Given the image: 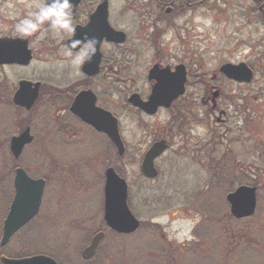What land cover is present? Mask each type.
Segmentation results:
<instances>
[{
    "label": "rangeland",
    "instance_id": "rangeland-1",
    "mask_svg": "<svg viewBox=\"0 0 264 264\" xmlns=\"http://www.w3.org/2000/svg\"><path fill=\"white\" fill-rule=\"evenodd\" d=\"M40 2L2 0V7L10 13H27L33 10L30 5ZM260 6L254 0H205L194 5L192 12L181 21L187 30V33L184 30L181 32L185 33L184 41L191 46L189 58L198 61L191 70L193 82L187 98L190 100L192 97L194 106L181 109V121L185 122L183 136L170 139V151L156 161L160 170L157 180H146L142 176L140 161L155 138L168 135V129L171 131L168 123L172 114L164 111L148 118L135 109L122 107L118 95L112 96L110 107L120 119L122 134L129 148L127 164L120 168L130 185L132 211L144 226L123 240L108 235L100 245L98 256L87 264H240V252L246 247H256L262 255L260 264H264V22ZM112 8L113 25L120 30L130 26L127 30L132 35L131 27L136 28L138 23L134 14L125 8L123 0H112ZM42 31L51 39L57 37L47 25ZM173 38L175 32H169L165 39L163 37L168 47L174 44L181 47L179 40L172 43ZM54 41L53 48L59 42L58 37ZM161 52L171 57L164 63L175 65V55L172 56L168 48ZM228 62L247 63L254 69L255 79L251 84L242 85L223 79L214 82L223 87L218 102L222 105L221 109L227 110L231 116L230 124L228 121L225 127H221L217 122L221 116L219 111L213 116L209 108L201 103V95L205 96L213 75L218 74L221 65ZM64 65L56 59L46 64L35 62L28 70H17V78L38 80L63 77ZM145 68L140 70L142 77L137 78L140 83L136 87L147 81L143 74ZM117 88L126 90L122 86ZM121 94L126 96L124 92ZM40 105L32 114H24L23 117L16 114V119H9L11 127H1L5 144L0 152L1 213L9 197V167L12 163L6 139L10 134L23 130L30 118L40 123L32 127L34 134L41 139L45 127L48 129L51 123L39 118ZM186 113H191L192 118L187 119ZM227 151L236 158V164H232L236 170L247 171L248 168L243 183L234 181L235 173L225 162L219 163ZM51 157H56L54 150L47 152L35 145L24 151L18 165L34 174L48 172L59 176L53 174L57 173V162L54 161V165L51 163V169L42 163V159ZM79 157L85 156L81 154ZM86 158L87 164L79 175L82 179L79 188L83 186L82 190L86 193L69 196L56 193L54 188L49 189L38 218L42 224L49 222L46 228L39 227L42 229L37 230L39 238L52 247L62 244L67 264H76L71 259H81V252L88 243L86 241L99 230L103 219V185L97 182L93 160L90 161L88 155ZM109 162L112 161L109 159ZM255 183L261 187L258 212L252 219L236 222L226 197L239 184ZM38 234L33 237H38ZM16 238L11 245L13 252H28L21 240L23 237L17 235ZM78 264L84 263L81 260Z\"/></svg>",
    "mask_w": 264,
    "mask_h": 264
},
{
    "label": "flooded vegetation",
    "instance_id": "flooded-vegetation-1",
    "mask_svg": "<svg viewBox=\"0 0 264 264\" xmlns=\"http://www.w3.org/2000/svg\"><path fill=\"white\" fill-rule=\"evenodd\" d=\"M105 1L108 2V21L115 30L122 31L125 34V41L122 44H118L109 41L106 37L103 38L100 43H97L96 55L91 62L85 63L79 69V74H76V70L67 64V59L63 56V50L65 46L70 44L71 40L76 38L77 29H83L91 22V17ZM204 1L205 0H123L125 8L129 10L130 13H133L134 18L138 21L136 28L131 27L133 29L130 31L132 33V35H130L128 32L129 30H127L130 26H125L123 30H120L113 25L112 0H79V4L75 10V16H73V23L76 28L75 33L72 35L64 34L62 38L58 37L59 42L53 48L52 46L55 44L54 39L57 37L51 39L48 37V34H43L41 38L40 33L30 37H21L14 32L16 21L27 13L24 11L10 13L2 7L3 3L2 0H0V40L12 39L16 41L17 39H20L22 43L26 41L27 49L31 52V60L29 64L4 63L0 65V152L5 147V144L2 141L1 127L2 125L4 129L11 127L9 119H16V114H19L20 117H23L24 114H32L38 104L41 103L40 110L38 111L40 112L39 118L42 120L45 119L47 122L51 123L48 129L46 128L47 126L45 127V131L42 133L40 139L34 134L32 127L33 125L37 127L40 123H37L36 119L30 118L31 122L28 123L30 121L29 119L23 130L10 134L6 139L8 152L10 151L9 159H11L10 161L12 163L9 167V189L7 191L9 197L6 200L7 205L4 208L5 210L2 213L0 212V264H5V260H21L37 256L50 257L55 260L57 264H67L65 257H63L64 249L62 244L58 247H52L49 246L44 239L39 238L37 230L42 229L43 227L46 228L49 225V222H43L42 224L40 223L41 221L38 222V218L40 213H42L45 205L46 193L49 189L52 190V188H54L56 193H63L69 196H80L81 194L86 193V191L82 190L83 186L79 188V184L82 181V179L79 178V175L87 164V155L90 158V161L93 160L92 167L97 175L98 184L100 186L103 185V197L105 198L107 172L110 169H114L115 172L128 183L130 194L129 205L132 208L130 185L125 176L124 170L122 171L120 168L127 164L126 155L129 152V148L122 134L120 119L110 107V104L112 103L111 98L114 94L118 95L122 107H130L129 109L133 110L135 109L142 116L148 118H153L164 111L165 113L169 112L172 114L170 117L171 120L168 123V128H170L171 131L168 129V135L157 137L158 139L155 138L149 145L148 149L144 152L143 158L141 157L140 167L142 176L146 180H150L145 177L142 166L147 152L156 142L162 140L167 142L168 149L154 162L155 167L157 168L156 161L160 160L171 149L170 139H174L177 136H183L185 122L181 121L183 118L181 109L183 107H188L190 109L194 106L192 97L190 100L187 98L189 97V88L192 86L193 82V71L191 72V70L192 67L198 64V61L189 58V54H191V46L187 45V42L184 41L183 36H185L187 30L183 28L185 26L181 21L187 13L192 12L194 5L202 4ZM254 1L261 5L260 10L263 12H261L260 15L264 22V0ZM183 30L185 33L182 34L181 32ZM169 32H175V38H173L172 43L179 40L181 42V47H178L176 44L168 47L165 44L166 41H164V39ZM84 33L86 34V32ZM160 35L162 36V40L159 41ZM96 40L98 41V39ZM164 48H168L169 53L172 56L175 55L173 57L177 60L175 65L163 62L166 61L167 58L171 59L170 56L166 57V54L161 52ZM51 55L54 57H51ZM99 58L98 72L93 73L96 69V63ZM54 59L66 64L62 66L63 77L38 80L27 77L17 78V70H28L35 62L46 64L49 63V60L52 61ZM157 65L162 69L169 68L172 72L175 71L177 66L184 65L187 83L184 96L172 103L170 109L160 107L157 113L150 115L144 112L141 108L133 106L129 100L133 95H138L144 102L150 99L157 81L155 79H150L149 75L151 69ZM145 66L146 71L143 72V74L147 78V81L142 84L141 87H136L138 85L137 83H140L137 78L142 77L140 70ZM218 75L220 77H218ZM220 79L227 80L225 76L220 73L213 75L211 81L213 84H211V82L208 83L209 85L206 87L205 96L204 94L201 95V103L203 106L205 105L209 108V111L213 116H216L215 114L219 111L221 116L217 118V122L221 127H225L228 121L230 124L231 116L227 110L221 109L222 105L218 102L222 97L223 87L214 82H219ZM196 84L197 82L194 83V86ZM117 86L126 88V90H121L124 94L126 93V96H122V92ZM32 89H37L38 96L31 108H27L16 102L18 95H20L23 100H27L32 93ZM81 96L82 99L79 101L78 99ZM97 109L111 112L118 119L120 134L126 149L124 155H120L119 149L112 142L106 132L98 131L94 126L87 122V119L93 120L96 113L99 112ZM186 112L189 113V110ZM188 113H186V115ZM186 118L191 119V113L188 114ZM28 129L30 130V136L33 138L32 142L26 144L20 156L16 157L12 151L13 140L19 138ZM35 145H37V148L44 149L47 152L50 150L55 151L56 157L42 159V163H45L48 165L49 169H51V163L54 161L57 162L56 166L58 170L57 173L53 174L59 176H52L48 172L34 174L26 167L18 165L24 151ZM201 146L203 147L204 143L201 142ZM81 154L85 157H79ZM103 159L106 160L105 163H103ZM109 159L112 162H109ZM100 160L105 167L104 169ZM220 161L227 162L229 163V166H231L236 162V158L233 154H230V152L227 151V154L222 157V160ZM157 170L160 175V170L158 168ZM238 170L239 169L234 170V172L236 171V175H239ZM19 171L25 173L19 174ZM18 178H30L43 183L40 211L33 219L13 234L9 241L4 244L5 224L13 210V204L16 202L18 196ZM157 179L158 177L155 180ZM84 186L86 187L87 185L85 184ZM148 204H150V202ZM150 205L153 207L152 204ZM104 210L105 206L103 205L102 224L99 227V230L95 231L91 238H88L86 241L88 243L82 251L91 245L94 237L98 233H104V237L102 238L94 257L90 260H84L81 252V259L78 258V260H82L84 264L90 263L98 256L100 245L108 235L111 234L112 236L119 237V240L128 237L127 234H119L108 227L104 220ZM141 223V227H143L144 223ZM34 234H38V237H33ZM17 235L23 237L21 240L28 248V252L19 254L18 252H13L11 249V245L14 240L17 239ZM71 260L72 262L75 261L76 264L79 262L74 259Z\"/></svg>",
    "mask_w": 264,
    "mask_h": 264
},
{
    "label": "water",
    "instance_id": "water-1",
    "mask_svg": "<svg viewBox=\"0 0 264 264\" xmlns=\"http://www.w3.org/2000/svg\"><path fill=\"white\" fill-rule=\"evenodd\" d=\"M73 8L72 14L75 16V10L79 0H71ZM77 36L74 39H82L85 35L90 38L98 39V43L103 38L111 42L122 44L125 41V34L122 31L115 30L108 21V2L101 4L96 13L91 17V22L83 29H77ZM27 42H21L20 39H2L0 40V65L4 63L29 64L31 52L27 49ZM100 58L97 60L96 69L98 72ZM88 66V64H87ZM220 72L227 78L239 83H251L254 78L252 69L246 63L238 65L228 63L220 68ZM150 79H155L157 83L153 88V94L146 102L138 95L130 97V103L141 108L144 112L153 115L157 113L160 107L170 108L172 103L185 93L187 76L184 65L177 66L172 72L169 68H160L158 65L151 69ZM29 85V84H28ZM30 86V85H29ZM38 96L37 89H32V93L27 100H23L18 95L16 102L27 108H31ZM82 96L78 99L81 101ZM94 104V101H93ZM99 112L87 122L94 126L100 132H106L111 140L119 149L120 155L125 152L124 142L120 135L118 119L111 113L97 109ZM30 130L28 129L19 138L13 140L12 151L16 157H19L26 144L32 142ZM168 149L165 140L156 142L147 152L143 163V172L149 178L158 175L155 167V160ZM25 173V172H24ZM19 171V174H24ZM18 196L13 204V210L6 221L4 244L15 234L22 226L29 222L38 213L42 194L43 183L30 178H18ZM129 189L125 179H122L114 169L107 172L105 186V210L104 220L108 227L120 234H132L136 232L141 221L134 215L128 204ZM227 201L230 204L231 214L234 218L241 220L255 215L258 205L257 187L240 186L234 192L227 195ZM104 233H98L91 245L82 252V257L89 260L94 257ZM5 264H57L55 260L46 256H37L21 260H5Z\"/></svg>",
    "mask_w": 264,
    "mask_h": 264
},
{
    "label": "clouds",
    "instance_id": "clouds-1",
    "mask_svg": "<svg viewBox=\"0 0 264 264\" xmlns=\"http://www.w3.org/2000/svg\"><path fill=\"white\" fill-rule=\"evenodd\" d=\"M29 7L33 10L19 18L14 25L15 32L21 37L40 33L42 38L45 25L60 38L64 34L75 33L71 0H41L40 3ZM97 43L95 38L85 34L82 39H73L65 46L63 56L67 59V64L76 70V74H79V69L85 63L91 62L96 55Z\"/></svg>",
    "mask_w": 264,
    "mask_h": 264
},
{
    "label": "trees",
    "instance_id": "trees-1",
    "mask_svg": "<svg viewBox=\"0 0 264 264\" xmlns=\"http://www.w3.org/2000/svg\"><path fill=\"white\" fill-rule=\"evenodd\" d=\"M221 162L222 161H220L219 163H221ZM225 163H226V166L228 167L229 166V163H227V162H225ZM228 168H230V170H232L233 172L235 170V168L232 165L229 166ZM247 171H248V168H247ZM247 171L246 170H243V171L240 170V171H238V174L239 175H236L235 174L234 181L243 183L244 177L247 176ZM234 173H236V171ZM254 185L258 186V184H256V183ZM259 188H261V187H259ZM262 189H264V187ZM245 220H247V219H245ZM236 222H238V221H236ZM197 238H199V236ZM240 254L242 255L241 256V259H238V263L240 262V264H260L261 263V260H262V257L261 256L262 255H261V252L258 249H256V247L255 248L254 247H246L245 249H243L240 252Z\"/></svg>",
    "mask_w": 264,
    "mask_h": 264
}]
</instances>
